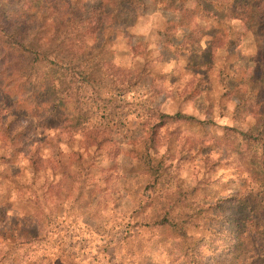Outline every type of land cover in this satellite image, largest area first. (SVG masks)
Returning a JSON list of instances; mask_svg holds the SVG:
<instances>
[{
    "label": "rangeland",
    "instance_id": "1",
    "mask_svg": "<svg viewBox=\"0 0 264 264\" xmlns=\"http://www.w3.org/2000/svg\"><path fill=\"white\" fill-rule=\"evenodd\" d=\"M0 23L41 58L9 80L0 54V264H264V0H0Z\"/></svg>",
    "mask_w": 264,
    "mask_h": 264
},
{
    "label": "trees",
    "instance_id": "2",
    "mask_svg": "<svg viewBox=\"0 0 264 264\" xmlns=\"http://www.w3.org/2000/svg\"><path fill=\"white\" fill-rule=\"evenodd\" d=\"M31 40H27L24 38H18L17 35L15 34V31L8 29L4 24L0 23V54L2 57H5L6 55L9 56H14L10 63V70L5 71V78L9 80H14L17 78H20L21 76L25 77L26 80L31 77L32 74H35L32 72L33 66L26 64L22 62L23 64L18 67V68H13V61H18V64L22 60H28L30 57H32V60H38L41 61L37 55V51H35L34 47L30 45ZM28 62V61H27ZM60 68L58 65L56 70H51L49 73H52L54 75L56 71ZM57 76H55L59 82V79H61L62 72H59ZM82 75V80L85 83V79L83 78ZM48 81V80H47ZM50 85L53 84V79L49 80ZM29 102L33 106V100L30 99ZM174 118L178 119H189V116H185L183 114L176 113L174 114ZM6 128H4V131ZM7 135V134H5ZM8 136V135H7Z\"/></svg>",
    "mask_w": 264,
    "mask_h": 264
}]
</instances>
